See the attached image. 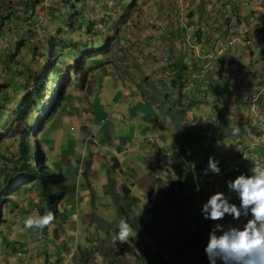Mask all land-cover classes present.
Returning <instances> with one entry per match:
<instances>
[{
  "label": "rangeland",
  "instance_id": "1",
  "mask_svg": "<svg viewBox=\"0 0 264 264\" xmlns=\"http://www.w3.org/2000/svg\"><path fill=\"white\" fill-rule=\"evenodd\" d=\"M69 1L101 30V38L108 37L109 47L104 53L100 42L96 51L84 55L80 72L70 68L74 62L67 58L71 79L65 83L62 106L49 117L34 113L27 121L28 127L37 120L27 138L36 145L32 153L42 156V165L56 175V211L43 230L24 229V218L41 215L44 206L37 188L25 180L8 195L12 189L6 186L10 203L0 204V264H136L139 256L147 264L142 251L147 241L163 250L153 245L157 213L148 192L155 194L170 168L176 125L166 115L169 109L174 114L182 107L183 122L208 135L216 136L215 124L225 121L227 130L214 137L217 154L222 162L230 153L235 156L229 161L243 156L240 173L252 161L264 162V0L253 5L254 12L245 4L248 0H127L132 5L122 11L115 1ZM66 2L0 0V30L6 31L0 32V87L10 80L27 86L34 78L48 106L49 84L44 83L58 54L67 52L64 36L79 44L97 39L82 34L77 23L67 26L72 20L62 15ZM179 58L188 66L180 89L172 69ZM190 98L197 99L191 107ZM144 100H154L151 109ZM16 105L0 107V151L8 156L3 163L9 172L21 134L8 136L5 129ZM62 115L74 127L66 125L62 146L69 138L75 143V153L64 157L57 143L49 145L57 138L54 123ZM14 121L15 132L26 124L17 117ZM232 127L240 129L235 137ZM219 177L213 184L216 191L221 190ZM122 185L131 190L125 204L147 229L142 235L133 233L127 243H114L118 202L110 193L119 194ZM228 220L239 223L230 216Z\"/></svg>",
  "mask_w": 264,
  "mask_h": 264
},
{
  "label": "trees",
  "instance_id": "2",
  "mask_svg": "<svg viewBox=\"0 0 264 264\" xmlns=\"http://www.w3.org/2000/svg\"><path fill=\"white\" fill-rule=\"evenodd\" d=\"M67 1L65 6L68 9L65 8L62 11L63 16L68 14L72 20L71 24H67V26L72 25L74 27V24L77 23L76 28H79L82 34L87 37H96L97 39L91 43L79 44L64 36L63 41L67 52L66 54H61L62 52L58 54L44 83V85L49 84V92L47 93L48 106L41 100L43 88L41 89L34 84V78L30 80L27 86L16 80H10L8 81L9 86L0 87V107H3L6 103H17L15 109L10 112L11 120L5 130L8 131V136H15L17 133L21 134L16 156L9 158L12 163L10 172L4 168L3 163L8 156L5 155V152L0 151V204L10 203L9 196L5 194V191H7L6 186L12 189L11 192H8V195H10L13 191H17V187H14L15 183L21 184L22 181L27 180L31 186L37 188L38 199L44 205L40 208L41 215L44 210L52 213L56 211V206L52 203V199L54 196L58 198L55 187L57 180L56 175L42 165V156L36 158L37 156L32 153V149L36 150V145L32 146L29 144L27 138L30 137V134L32 135L30 126L34 123L36 124L37 120H32L31 125L28 127L27 121L31 120L35 114L43 113L44 118L49 117L60 107L65 97V83L71 79L67 58L74 62V65L70 68L74 72H80L84 60L83 56L96 51L100 42L103 45L102 51L105 53L110 42L107 40L108 37H100L101 30L91 22L89 17L84 16V12L80 7L76 6L74 2ZM94 1L100 2V0ZM108 1H115L116 5L120 6L121 11L132 5L127 0H105L104 5H108ZM28 2H32V0H28ZM60 25L63 24L60 23ZM0 32L6 33L3 29ZM60 55L61 59L59 61L58 57ZM2 64H7V62L4 61ZM172 69L174 71L173 81L179 83L180 89L184 86L182 76L188 71V66L179 58L173 61ZM165 95L169 96L167 93ZM193 100L197 101V99L190 98L187 103L189 107L195 103ZM145 103L151 109L152 103L154 105V100H148ZM179 104L181 105L180 102ZM184 112L182 107H178L176 113L173 114L170 109L166 113L167 116L171 115L174 118L176 125L170 144V168L166 170V179L157 185L155 194H152L154 192L152 190L148 192V201L157 213L151 233V236H154L153 245L162 247L163 250L159 252L153 249L151 242L147 241L142 246V251L147 255V264H208L203 247L207 241V234L212 227L213 221L202 218L200 207L207 197L216 191L213 186L216 174L209 172L204 175L202 169L205 168L209 156L216 159L219 166L220 164L222 165L216 186L223 191L231 202L235 203L232 193L227 188L225 189V181L240 174V165L246 162L243 156L238 158L237 161H234V159L232 161L227 160L235 156L232 153L225 156L226 161L222 162L219 158L214 137L219 138V135L224 130H227L228 126L225 121L219 120L215 124L216 136H213V134L208 135V133L203 131V128L197 127V129L186 122L184 123ZM16 117L18 121L26 123L24 126L22 125L23 127L19 132L12 130L16 126V121H14ZM155 161L160 162V159L158 158ZM116 164H118L117 160ZM234 166H238L239 169L234 170ZM148 171L150 172V170ZM130 191V188L125 185L121 186L119 194H114V190H111L110 195L113 196L114 201L117 200L118 202L116 219L118 221L125 220L130 225L134 235H142L147 228L141 223V219L133 214L129 205L125 204V202L129 201L126 199L128 197L126 195H130ZM118 197L119 200L117 199ZM220 223L234 225L233 222L228 220V215ZM134 239H136V236ZM132 256L135 257L134 255ZM136 264H142L140 256L136 257ZM217 264H220L219 260H217Z\"/></svg>",
  "mask_w": 264,
  "mask_h": 264
},
{
  "label": "clouds",
  "instance_id": "3",
  "mask_svg": "<svg viewBox=\"0 0 264 264\" xmlns=\"http://www.w3.org/2000/svg\"><path fill=\"white\" fill-rule=\"evenodd\" d=\"M239 132V127L231 128L232 136ZM202 172L204 175L209 172L218 175V161L209 156ZM225 183L238 203L231 202L223 192L215 191L201 204V216L221 221L228 215L239 223L213 224L203 247L208 264H217V260L220 264H264V162L252 161L246 173H240ZM53 219L50 211L45 215H29L23 220V228L43 230ZM132 235L130 225L120 220L112 240L127 243Z\"/></svg>",
  "mask_w": 264,
  "mask_h": 264
},
{
  "label": "crops",
  "instance_id": "4",
  "mask_svg": "<svg viewBox=\"0 0 264 264\" xmlns=\"http://www.w3.org/2000/svg\"><path fill=\"white\" fill-rule=\"evenodd\" d=\"M260 1H262V0H248V3H246L245 2V4L250 8V10H251V12H254V10H252V9H254L255 7L253 6L254 4H256V3H258V2H260ZM250 3V4H249ZM264 26V25H263ZM135 101L138 103V95H136L135 96ZM130 104L132 105V100L130 101ZM62 106V104L60 105V107ZM59 107V108H60ZM94 108V107H93ZM95 109V108H94ZM138 109V108H137ZM129 110V112H131V109L129 108L128 109ZM139 110V109H138ZM135 113V112H134ZM64 115H65V112H64ZM133 116L131 115L130 116V118H132ZM61 118V120H60V122L58 123V125H56L55 123H54V130H55V134H57V138H54L53 139V141H49V145H50V142H51V145H53V143H57V145H58V147H60V157H64V155H70L71 153L72 154H74L75 152V147L73 146L75 143H73L72 142V138H69L66 142V146H62V141L64 140V138H65V135H66V133H65V127H66V125L67 124H69L70 125V120H69V117H67V116H61L60 117ZM95 118V117H94ZM74 127L73 126H71L70 125V129H73ZM85 131L86 130H88V127H86L85 129H84ZM82 140V139H81ZM84 141V140H83ZM53 142V143H52ZM68 152H70L69 154H66V153H68ZM73 156V155H72ZM59 161V160H58ZM53 163L55 164V161H53ZM67 167H68V165H67ZM78 167L77 166H75V170H76V172H75V175H77V172H78ZM59 171H62L61 169H59ZM68 175H70L71 173H67ZM85 201H87V197H86V199H85Z\"/></svg>",
  "mask_w": 264,
  "mask_h": 264
},
{
  "label": "built area",
  "instance_id": "5",
  "mask_svg": "<svg viewBox=\"0 0 264 264\" xmlns=\"http://www.w3.org/2000/svg\"><path fill=\"white\" fill-rule=\"evenodd\" d=\"M239 169V167L238 166H234V170H238ZM225 171V170H224Z\"/></svg>",
  "mask_w": 264,
  "mask_h": 264
},
{
  "label": "bare ground",
  "instance_id": "6",
  "mask_svg": "<svg viewBox=\"0 0 264 264\" xmlns=\"http://www.w3.org/2000/svg\"><path fill=\"white\" fill-rule=\"evenodd\" d=\"M39 115V114H38ZM54 174V173H53Z\"/></svg>",
  "mask_w": 264,
  "mask_h": 264
}]
</instances>
